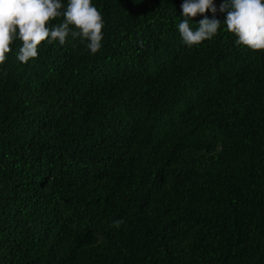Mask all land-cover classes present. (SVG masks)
Returning a JSON list of instances; mask_svg holds the SVG:
<instances>
[{"label":"trees","instance_id":"16d2710c","mask_svg":"<svg viewBox=\"0 0 264 264\" xmlns=\"http://www.w3.org/2000/svg\"><path fill=\"white\" fill-rule=\"evenodd\" d=\"M183 2L92 0L96 54L69 36L21 63L13 43L0 264H264V50L223 24L185 45Z\"/></svg>","mask_w":264,"mask_h":264},{"label":"clouds","instance_id":"9594fccd","mask_svg":"<svg viewBox=\"0 0 264 264\" xmlns=\"http://www.w3.org/2000/svg\"><path fill=\"white\" fill-rule=\"evenodd\" d=\"M181 8L184 19L178 30L185 45L191 47L211 40L223 24L238 45L264 50V0H222L219 11L226 13L223 23L205 16L195 29L191 21L197 14L216 13L214 0H184ZM60 17V23L51 24ZM103 28V16L92 0H67L66 5L62 0H0V65L17 40L21 46L16 58L21 63L37 58L42 42L58 41L64 45L69 36L86 41V47L96 54L102 47ZM122 223L114 221L116 227Z\"/></svg>","mask_w":264,"mask_h":264}]
</instances>
